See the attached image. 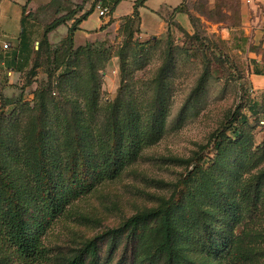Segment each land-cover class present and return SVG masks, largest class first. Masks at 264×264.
Returning a JSON list of instances; mask_svg holds the SVG:
<instances>
[{"label":"trees","instance_id":"1","mask_svg":"<svg viewBox=\"0 0 264 264\" xmlns=\"http://www.w3.org/2000/svg\"><path fill=\"white\" fill-rule=\"evenodd\" d=\"M98 1L109 18L123 0ZM146 1L135 0L132 13L121 18L130 35L134 26L140 31L139 9ZM183 2L173 14L183 13ZM77 10L44 26L36 49L23 57L31 72L42 53L55 64L47 70V83L35 91L32 106L0 93V264H260L264 230L248 228L264 202V168L245 182L239 173L264 160V136L252 150L248 118L238 112L212 136V158L197 154L186 161L171 193L156 207L68 253L54 255L44 246L46 233L68 207L119 178L167 129L172 47L151 81L148 102L137 101L129 79L148 60L147 43L134 44L133 70L126 53H119L116 96L102 107L98 70L108 56L89 45L73 50L78 26L95 6L78 17ZM68 22L67 36L51 50L47 35ZM16 56L22 57L15 55L14 62ZM202 85L201 78L179 112V126L187 119L186 107L194 110L200 102Z\"/></svg>","mask_w":264,"mask_h":264},{"label":"rangeland","instance_id":"2","mask_svg":"<svg viewBox=\"0 0 264 264\" xmlns=\"http://www.w3.org/2000/svg\"><path fill=\"white\" fill-rule=\"evenodd\" d=\"M75 1H68L64 13L59 11L52 14V10L40 14L38 21L41 28L59 15L76 11L78 7L94 5L98 16V0ZM170 1L177 3L178 0ZM148 4L150 8H157L162 2L148 0ZM123 9H118V13ZM182 11L186 15V22L181 26L170 18L168 39L167 32L155 36V39L146 34L151 29L155 31L159 22L158 17L148 12L142 17L143 33L136 32L134 26L130 35L121 19L113 20L110 16L101 19L98 31L74 38L73 50L89 45L92 50L108 56L98 70L102 107L116 96L120 83L119 53H126L131 70L136 68L133 64L136 42L147 43L148 48L145 65L134 70L129 77L137 101H149L151 81L168 46L172 47L175 67L170 78L166 132L156 144L144 149L138 161L126 168L119 178L101 184L92 193L74 202L55 220L43 239L44 246L52 254L68 253L100 233L119 227L132 215L156 207L161 199H166L171 193V186L186 169V161L197 154H203L206 160L212 158V136L222 129L225 121L230 120L234 113L248 118L246 130L253 143L252 150L261 143L264 136V85L258 82L261 78L254 75L264 73L261 34L264 32V4L246 7L241 0H184ZM109 20L112 22L108 23ZM97 22L95 17L88 26ZM66 26L70 27L71 22ZM53 34L48 40L51 50L64 39L65 27ZM37 64L34 72L30 71L31 64H24L19 68L21 74H13L11 78L6 75L7 71H1V96L4 99L21 97L23 102L32 106L35 91L47 83V70L55 67L52 57L45 53L37 58ZM201 78L200 102L194 110L189 109V105L186 107L187 119L179 126V112ZM262 168L264 160L257 167L239 173V181H248ZM248 229L264 230V202ZM259 248L264 251V243ZM260 264H264V259Z\"/></svg>","mask_w":264,"mask_h":264},{"label":"crops","instance_id":"3","mask_svg":"<svg viewBox=\"0 0 264 264\" xmlns=\"http://www.w3.org/2000/svg\"><path fill=\"white\" fill-rule=\"evenodd\" d=\"M66 1L69 0H0V72L7 71L6 75L10 78L12 77L11 75L20 73L18 70H20L19 68L23 66L25 62L23 57L30 54V50L35 48L37 40L40 38L39 35L41 34V31L43 32L44 26L41 28V25L39 24L38 20L41 19V17L39 18V15L45 14L48 11L52 12V10V14H56V12L59 11L60 13H64L65 5L67 4L64 2ZM71 1L76 3L75 0ZM134 1L135 0L121 1L115 7L110 18L113 20H120L125 16H129L132 13ZM161 2L162 5H159L160 7L150 8L147 0L145 5L139 9L141 33H143L144 30L142 17L147 12L150 15L158 17L159 21L158 27L155 31L151 29L149 30V33H146L147 35H150V37H155L167 32V20H170V18H173V22L178 25L183 26L182 24H185L186 15L184 13L173 14V9L178 7L183 0H178L177 3H171L170 0H161ZM71 7L73 8V6ZM84 7H81V10H77V17L85 11H88L90 8H87V6ZM122 7H124L123 11L118 13V9ZM164 7H167V9H164ZM95 17L96 21H98L97 24L88 26V23ZM98 17L99 16H97L94 11L82 21L78 26V30L74 34V38H76L77 35H86L98 31L101 25V19ZM61 27H65V35L63 38L67 36L68 28L67 26L62 25L47 35L49 41L50 36ZM23 33L25 35H22ZM261 34L264 44V32ZM4 44H7L8 47L3 48ZM17 54L22 55V57H19L17 61L14 62V56ZM254 76L261 78L258 82L264 85V75Z\"/></svg>","mask_w":264,"mask_h":264},{"label":"built area","instance_id":"4","mask_svg":"<svg viewBox=\"0 0 264 264\" xmlns=\"http://www.w3.org/2000/svg\"><path fill=\"white\" fill-rule=\"evenodd\" d=\"M242 3L246 6V7H252V6H256V4H264V0H241ZM260 6V5H259ZM96 9L98 10V16L99 18H104L107 19V15H108V10L106 8H102L100 6V3L97 5ZM8 45L4 44L3 48H7Z\"/></svg>","mask_w":264,"mask_h":264},{"label":"water","instance_id":"5","mask_svg":"<svg viewBox=\"0 0 264 264\" xmlns=\"http://www.w3.org/2000/svg\"><path fill=\"white\" fill-rule=\"evenodd\" d=\"M153 39H155V37H153ZM37 45V44H36Z\"/></svg>","mask_w":264,"mask_h":264}]
</instances>
